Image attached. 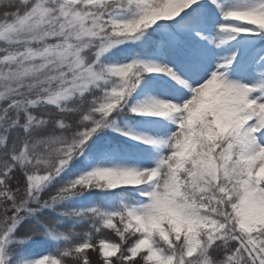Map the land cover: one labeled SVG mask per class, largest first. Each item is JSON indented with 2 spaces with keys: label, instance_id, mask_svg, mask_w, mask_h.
<instances>
[{
  "label": "snow or ice",
  "instance_id": "snow-or-ice-1",
  "mask_svg": "<svg viewBox=\"0 0 264 264\" xmlns=\"http://www.w3.org/2000/svg\"><path fill=\"white\" fill-rule=\"evenodd\" d=\"M0 264H264V0H0Z\"/></svg>",
  "mask_w": 264,
  "mask_h": 264
}]
</instances>
